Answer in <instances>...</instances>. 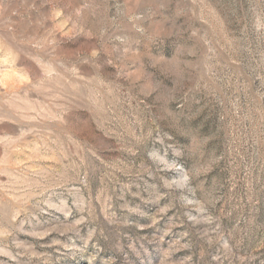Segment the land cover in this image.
<instances>
[{
    "label": "rangeland",
    "instance_id": "rangeland-1",
    "mask_svg": "<svg viewBox=\"0 0 264 264\" xmlns=\"http://www.w3.org/2000/svg\"><path fill=\"white\" fill-rule=\"evenodd\" d=\"M5 70L0 264H264V0H0Z\"/></svg>",
    "mask_w": 264,
    "mask_h": 264
},
{
    "label": "clouds",
    "instance_id": "clouds-1",
    "mask_svg": "<svg viewBox=\"0 0 264 264\" xmlns=\"http://www.w3.org/2000/svg\"><path fill=\"white\" fill-rule=\"evenodd\" d=\"M28 82V75L26 73H21L19 71L5 70L0 72V87L8 88L11 86H21ZM150 158H157L161 163H166L164 157H159L156 152L149 153ZM166 167H171V165L166 164ZM190 181V177L184 174L181 177L173 178L166 186L170 189L175 188L176 190L185 189Z\"/></svg>",
    "mask_w": 264,
    "mask_h": 264
}]
</instances>
